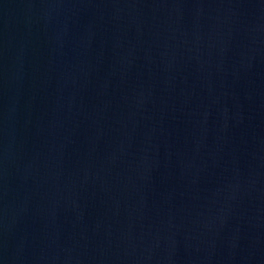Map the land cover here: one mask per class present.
<instances>
[{
	"label": "water",
	"instance_id": "obj_1",
	"mask_svg": "<svg viewBox=\"0 0 264 264\" xmlns=\"http://www.w3.org/2000/svg\"><path fill=\"white\" fill-rule=\"evenodd\" d=\"M0 264H264V0H0Z\"/></svg>",
	"mask_w": 264,
	"mask_h": 264
}]
</instances>
